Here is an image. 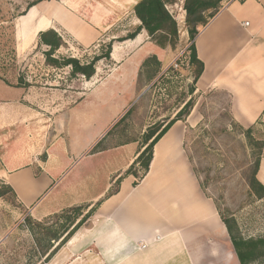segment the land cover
I'll return each instance as SVG.
<instances>
[{
  "label": "rangeland",
  "instance_id": "374dc122",
  "mask_svg": "<svg viewBox=\"0 0 264 264\" xmlns=\"http://www.w3.org/2000/svg\"><path fill=\"white\" fill-rule=\"evenodd\" d=\"M30 1L0 0V120L6 110L8 116L7 125L0 122V135L2 130L8 134L9 151L35 153L31 159L53 156L54 193L66 189L79 199L89 198L103 190L134 149L140 151L148 127L166 125L191 100L189 115L183 118L191 124L184 150L202 201L199 218L194 216L190 233L185 234L192 242L187 250L194 264H238L222 220L229 221L243 238L264 236V199H258L249 187L255 162L264 155V124L254 126L248 140L230 117L227 94H190L193 69L188 62L189 40H185L184 0L167 6L178 33L173 47L160 48L149 37L152 43H144L138 53L125 55L119 63L98 61L89 80L72 78L69 68L47 66L38 33L56 30L63 44L54 55L86 62L105 53L110 41L113 55H117L124 46L117 39L139 24L127 17L103 32L99 42L83 46L63 28L39 20L40 15L32 10L42 4V16L47 18L51 8L63 7L62 3L45 0L20 16ZM76 6L80 10L79 3ZM161 50L165 55H159ZM20 140L25 142L24 148L17 147ZM125 172L109 193L128 177ZM149 178L158 179L155 172ZM174 179H180L177 173ZM97 206L71 207L37 221L6 194L0 198V264H47L50 258L46 254L59 245L72 222L85 216L90 219ZM91 209L93 213L86 215Z\"/></svg>",
  "mask_w": 264,
  "mask_h": 264
},
{
  "label": "crops",
  "instance_id": "0c3cea01",
  "mask_svg": "<svg viewBox=\"0 0 264 264\" xmlns=\"http://www.w3.org/2000/svg\"><path fill=\"white\" fill-rule=\"evenodd\" d=\"M51 1L54 5L62 3L63 7L51 8L46 18L39 4L32 9L40 15L37 18L48 20L49 27L63 28L83 46L99 42L104 38L103 32L127 17L135 25L140 23L133 12L138 0ZM221 7L222 2L220 12L194 40L196 57L202 62L203 70L192 94H227L231 119L247 129L260 122L264 124V0H245ZM146 42L152 43L146 32L141 31L134 39L123 41L117 55H113L112 47L111 60L119 63L125 55L138 53L136 50ZM128 46L133 47L128 49ZM134 49L136 52L131 51ZM160 52V56L165 55L164 51ZM146 54L142 55L150 56ZM160 56H157L159 62ZM4 113L0 122L7 125V110ZM188 126L191 124L187 118L175 122L154 145L148 172L135 187L134 178L128 176L120 181L115 193L109 194L117 178L122 177V172L138 156L137 148L102 191L84 199L67 194L66 189L54 193L56 176L50 175L53 156L41 160L29 158L35 153L24 150L10 152L8 134L2 130L0 182L14 190L26 214L40 221L67 208H91L98 203L94 216L65 243L54 247L49 257L46 254L50 258L47 264H194L187 250L192 242L185 234L190 233L194 216H200L202 191L184 150ZM17 147L24 148L25 142L20 140ZM153 172L157 180L149 178ZM176 173L178 181L174 179ZM255 177L264 187V155Z\"/></svg>",
  "mask_w": 264,
  "mask_h": 264
},
{
  "label": "trees",
  "instance_id": "16d2710c",
  "mask_svg": "<svg viewBox=\"0 0 264 264\" xmlns=\"http://www.w3.org/2000/svg\"><path fill=\"white\" fill-rule=\"evenodd\" d=\"M43 1L45 0H31L20 16L24 15L31 7L36 6ZM174 2L175 0H138L133 6V12L135 17L140 22L139 25L124 38L117 40L120 42L132 40L141 31H145L156 46L160 48H165L166 46L173 47L178 39L177 27L175 20L166 7L168 5H172ZM221 2L222 0H184L183 2V9L186 14L185 30L189 40V47L187 49L189 52L188 62L190 67L193 69L190 94L194 92V84L203 70L202 62L196 57L194 40L198 33L208 24V22L220 12ZM205 13L209 14L207 19L204 17ZM38 43L40 46L45 47V51L43 52L45 64L54 69L69 68V75L72 78L80 77L85 80H89L95 75L96 64L98 61L108 60L111 62L110 55L112 52V41L105 46V53L96 55L86 62H82L69 55L61 57H56L54 55L63 44L61 35L54 29L39 32ZM192 105L191 100H189L166 125L162 126L161 123H155L148 127L143 133L141 137V150L125 172L126 176H132L134 178V182L132 184L134 187L148 172L153 157L154 145L175 122L183 121V118L189 115ZM239 128L243 131L248 140L251 139L254 127L244 129L239 126ZM259 160L260 158H258L255 162L254 171L249 180V187L258 199H264V187L255 177L259 166ZM120 178L121 177H119L118 180ZM116 191L117 189L109 194L112 195ZM8 193L17 202L14 190L10 186L0 182V198H4ZM91 212L93 213V209H91L86 215H89ZM87 218L88 216H85L78 222L76 220L72 222L71 228L69 231H66V235L61 239L59 245L65 243L87 220ZM222 223L224 224L230 238L233 252L238 264H252L258 261H264V236L258 238H243L234 232L233 226L229 221L222 220ZM50 255L51 253H49L47 257Z\"/></svg>",
  "mask_w": 264,
  "mask_h": 264
},
{
  "label": "built area",
  "instance_id": "2783aa9c",
  "mask_svg": "<svg viewBox=\"0 0 264 264\" xmlns=\"http://www.w3.org/2000/svg\"><path fill=\"white\" fill-rule=\"evenodd\" d=\"M243 1H245V0H222V7L221 8H224V7H226L227 5H229V4L233 3V2H243ZM182 9H183V5H182ZM184 13H185V11H184Z\"/></svg>",
  "mask_w": 264,
  "mask_h": 264
}]
</instances>
